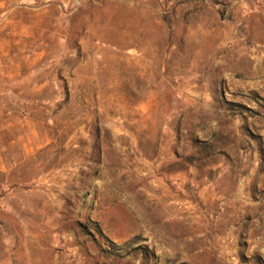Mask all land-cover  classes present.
I'll return each instance as SVG.
<instances>
[{"label":"rangeland","instance_id":"374dc122","mask_svg":"<svg viewBox=\"0 0 264 264\" xmlns=\"http://www.w3.org/2000/svg\"><path fill=\"white\" fill-rule=\"evenodd\" d=\"M0 264H264V0H0Z\"/></svg>","mask_w":264,"mask_h":264},{"label":"crops","instance_id":"0c3cea01","mask_svg":"<svg viewBox=\"0 0 264 264\" xmlns=\"http://www.w3.org/2000/svg\"><path fill=\"white\" fill-rule=\"evenodd\" d=\"M236 191L240 193V191H241L240 183L238 184L237 188H235V192H236Z\"/></svg>","mask_w":264,"mask_h":264}]
</instances>
